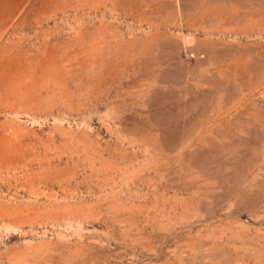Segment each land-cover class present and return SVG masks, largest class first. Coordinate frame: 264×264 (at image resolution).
<instances>
[{"label": "rangeland", "instance_id": "rangeland-1", "mask_svg": "<svg viewBox=\"0 0 264 264\" xmlns=\"http://www.w3.org/2000/svg\"><path fill=\"white\" fill-rule=\"evenodd\" d=\"M0 264H264V0H0Z\"/></svg>", "mask_w": 264, "mask_h": 264}]
</instances>
